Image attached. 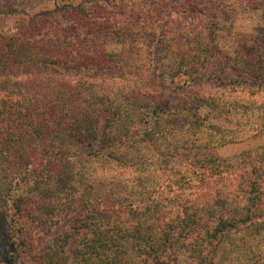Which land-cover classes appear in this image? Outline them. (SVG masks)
I'll return each mask as SVG.
<instances>
[{"label":"trees","instance_id":"obj_1","mask_svg":"<svg viewBox=\"0 0 264 264\" xmlns=\"http://www.w3.org/2000/svg\"><path fill=\"white\" fill-rule=\"evenodd\" d=\"M85 1L0 43V235L12 238L0 264H264V146L199 157L248 133L201 117L229 113L189 91L210 63L187 56L191 32L159 20L165 7L217 16L221 0H187L188 10L120 0V12ZM194 38L193 53L217 56L204 29ZM113 40L118 56L106 47ZM157 43L186 76L173 95L147 70ZM257 56L239 73L249 89L264 85V51ZM241 117L254 118L249 136L264 134V112ZM121 180L126 191L99 193Z\"/></svg>","mask_w":264,"mask_h":264},{"label":"rangeland","instance_id":"obj_2","mask_svg":"<svg viewBox=\"0 0 264 264\" xmlns=\"http://www.w3.org/2000/svg\"><path fill=\"white\" fill-rule=\"evenodd\" d=\"M69 1L71 0H0V43L12 45L17 40L24 39L18 35L21 25H29L32 20H38L39 16L42 18L44 15H49L48 13L54 11V13L58 14L57 11L67 9L63 7V4L71 3ZM72 1L75 3L82 1L87 3L84 0ZM119 1L99 0L94 4V8L97 5H102L103 10L106 7L108 12H111V10L120 12L125 9H122ZM126 2L129 3V0ZM143 2V5H145V1ZM157 2L162 6L161 0H157ZM176 2L184 4V7L188 10L187 0H167V6L171 7ZM215 3L221 4L217 9V16L212 14L201 15L197 12L189 13V11L185 14H176L175 12H169L167 7L160 8L162 12H159L161 17L159 20L167 21V19H172L174 20L172 22L173 27L180 29L179 31L191 32V39L188 40L186 51L190 50L193 53L197 49L196 47L187 48L196 45V38L192 39V32L196 31L198 34L201 29H204V41L212 43L209 48L210 51L217 52V56H212L213 53H204L201 50H197L193 54L188 53L189 55H187L189 57L193 56L194 60H206L210 63H206L203 68L204 72L208 74L204 82H193L189 91H195L207 98L215 99L217 103L214 106H217L218 111L221 109L229 111V113L224 112L226 115L221 112L222 117H219L215 115L216 111H211V108H204L201 111V117L207 120L208 123L215 124L218 127L238 131L240 136L241 133H248V136L242 140L229 142L224 147L211 150L204 153V155L200 152L199 157L201 159H205L208 155L226 159L249 151H255L264 146V134H254V132L249 136V128L254 127V118L248 121L241 117V113L244 112L259 114L261 111L263 115L264 85L262 84L260 89L257 87L249 89L248 85L245 84V79L249 77L239 74L243 73L241 67L245 61L249 62L253 59H259L255 57H258L257 55L264 51V0H221L215 1ZM131 4L129 3V5ZM150 11L152 10L150 9ZM149 16L155 21L158 19V12L155 14L151 13ZM116 18H118L117 21L120 23H125L124 20H119L121 19L119 14H116ZM56 21H60L62 26H68L69 24L60 17L53 20V22ZM117 41L113 40L106 47L110 53L118 56L121 47ZM147 41H149V38ZM198 43H200L199 40ZM254 47H256V51H253L252 48ZM159 48L158 43L152 48V54L148 56L147 70L148 73L157 77L159 82L166 88V96L173 95L174 93L171 91L178 92L186 76L182 77L180 73L178 74L179 69L176 66L178 55L170 47L163 50ZM256 83L259 84L260 82ZM111 173L113 174V171ZM125 185L126 180L117 181L115 184L100 185L101 191L99 193L104 195L107 192L111 194L123 192L126 191ZM11 239L10 236L4 239V236L0 235L1 254L5 255V251H8L6 253L8 257L10 255L9 251H11L8 244H11ZM180 253L181 262L183 263L186 259V254L183 251Z\"/></svg>","mask_w":264,"mask_h":264}]
</instances>
